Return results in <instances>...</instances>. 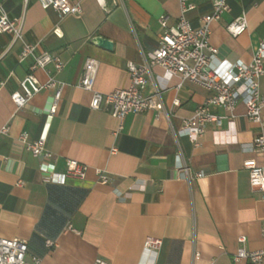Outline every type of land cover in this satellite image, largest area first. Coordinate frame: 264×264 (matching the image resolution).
<instances>
[{
  "label": "crops",
  "instance_id": "1",
  "mask_svg": "<svg viewBox=\"0 0 264 264\" xmlns=\"http://www.w3.org/2000/svg\"><path fill=\"white\" fill-rule=\"evenodd\" d=\"M0 2L10 18H21L26 42L64 63L58 72L48 65L49 75L66 85L44 127L53 91L42 89L16 107L10 95L19 90L31 58L20 61L21 42L0 33V127L8 126L0 133V237L26 241L25 264H246L234 261L238 248L264 249V193L250 186L242 166L247 158L263 163L250 143L264 135V127L248 120L242 103L232 117L212 108L222 116L220 126L208 123L193 145L175 131L204 101L207 91L200 85L151 66L144 91H158L163 110L129 113L121 121L91 109L90 92L77 86L84 59L93 57L95 90L126 87V62L143 63L159 40L158 17L166 15L174 24L178 0H80L81 13L64 16L38 0ZM193 2L185 16L197 27L212 0ZM227 2L229 10L210 24L209 43L220 60L250 61L264 38V0ZM242 13L246 27L233 36L225 26ZM96 37L111 41V48L98 45ZM33 74L46 80L41 69ZM259 89L264 92V75ZM43 127L55 170L63 173L66 160L75 159L88 165L83 179L42 181L38 166L45 160L34 157L19 137L32 142ZM95 168L105 170L110 181L99 183ZM198 171L203 174L195 177ZM148 236L162 240L158 250L144 249Z\"/></svg>",
  "mask_w": 264,
  "mask_h": 264
},
{
  "label": "built area",
  "instance_id": "2",
  "mask_svg": "<svg viewBox=\"0 0 264 264\" xmlns=\"http://www.w3.org/2000/svg\"><path fill=\"white\" fill-rule=\"evenodd\" d=\"M41 7L52 8L62 16L67 14H80V0L71 4L68 0H38ZM179 15L174 24L169 25L166 15L158 17L161 28L156 47L144 59L143 63L126 62L129 83L124 88H117L107 93H102L93 88L97 70V61L93 57H86L82 66L81 77L77 86L90 92L89 107L102 110L119 121L129 113L136 114L154 110L158 115L163 109L160 103L159 92L145 93L149 67L159 66L167 76L177 75L181 81H190L203 87L207 95L202 103L197 105L193 113L183 119L181 126L175 133L185 136L193 145H197L200 137L205 132L206 125L213 122L220 126L222 116L212 112V108L221 107L232 117V111L238 103L245 107L248 120L264 127V92L259 89V80L264 75V38L259 42L250 61L236 59L234 62L217 58V49L209 43L210 24L220 20L222 14L229 10L227 0H212V10L199 17V24L193 27L185 14L195 8L193 0H178ZM246 27L245 14L242 13L225 28L233 36L241 33ZM9 33L13 39L21 42L19 60L31 58L27 74L19 81V90L11 93L10 98L16 107H23L29 99L42 89L53 91L50 106L47 111L44 127L54 114L61 97L65 82L49 75L48 65L51 64L55 71H60L64 63L55 55L47 51H36V46L26 42L22 35V20L20 17L10 18L0 2V33ZM41 69L46 74V80L39 82L33 71ZM177 104V100L174 101ZM37 139L26 143L25 134L19 137L20 142L34 157H42L45 161L38 166L45 183H63L66 178L83 179L88 170V165L75 159L66 160V170L63 173L55 170V163L51 159V152L45 147V132ZM120 129V126H119ZM8 126L0 127V133H7ZM251 149L264 157V135H256L251 143ZM116 149L112 148L111 152ZM182 165L186 172V167ZM242 166L248 173L249 184L252 188L264 193V161L259 164L254 158L244 159ZM94 172L99 183L110 181L109 174L95 168ZM202 171L194 174L200 177ZM21 180L17 181L20 184ZM70 228V225L67 226ZM264 235V221L261 228ZM238 241L243 243L244 236H239ZM53 241L47 240L48 247L53 246ZM162 240L148 236L143 242L144 249L158 250ZM27 243L19 238L0 237V264H25ZM234 261H245L246 264H259L264 259V249L249 251L243 247L237 249L233 255ZM39 259H35L38 263ZM209 264H214L212 261Z\"/></svg>",
  "mask_w": 264,
  "mask_h": 264
},
{
  "label": "water",
  "instance_id": "3",
  "mask_svg": "<svg viewBox=\"0 0 264 264\" xmlns=\"http://www.w3.org/2000/svg\"><path fill=\"white\" fill-rule=\"evenodd\" d=\"M95 41L97 42L98 45L103 46V47L108 48V49H110L112 46V42L109 41L108 39L103 38V37H96Z\"/></svg>",
  "mask_w": 264,
  "mask_h": 264
}]
</instances>
